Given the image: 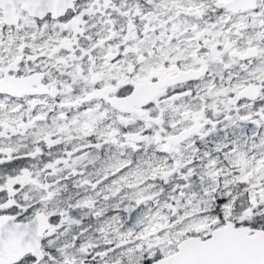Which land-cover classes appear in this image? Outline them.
I'll list each match as a JSON object with an SVG mask.
<instances>
[{"label": "snow or ice", "instance_id": "1", "mask_svg": "<svg viewBox=\"0 0 264 264\" xmlns=\"http://www.w3.org/2000/svg\"><path fill=\"white\" fill-rule=\"evenodd\" d=\"M0 264H264V0H0Z\"/></svg>", "mask_w": 264, "mask_h": 264}]
</instances>
